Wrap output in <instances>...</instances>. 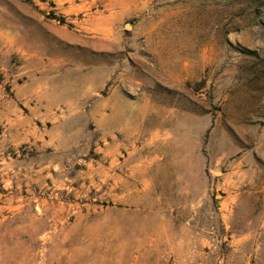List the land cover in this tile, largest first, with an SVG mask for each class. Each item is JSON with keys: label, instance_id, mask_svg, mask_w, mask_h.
Wrapping results in <instances>:
<instances>
[{"label": "rangeland", "instance_id": "1", "mask_svg": "<svg viewBox=\"0 0 264 264\" xmlns=\"http://www.w3.org/2000/svg\"><path fill=\"white\" fill-rule=\"evenodd\" d=\"M0 264H264V0H0Z\"/></svg>", "mask_w": 264, "mask_h": 264}, {"label": "crops", "instance_id": "2", "mask_svg": "<svg viewBox=\"0 0 264 264\" xmlns=\"http://www.w3.org/2000/svg\"><path fill=\"white\" fill-rule=\"evenodd\" d=\"M32 85V84H31ZM34 97H36V99H37V101H38V103L39 104H41V105H47V104H45L44 102V98L46 97V95H44V94H39V92L38 91H36V93H35V96ZM20 98L23 100V99H29V91H21V93H20ZM55 99H57L56 101H55V103H57V102H59V101H61L62 99H63V96H62V93L61 94H58L57 93V95H56V97H55ZM61 99V100H60ZM38 103H36V106H32V108L36 111V109H39V105H38ZM50 106V105H49ZM46 107H48V106H46ZM49 109H51V107L49 108Z\"/></svg>", "mask_w": 264, "mask_h": 264}, {"label": "water", "instance_id": "3", "mask_svg": "<svg viewBox=\"0 0 264 264\" xmlns=\"http://www.w3.org/2000/svg\"><path fill=\"white\" fill-rule=\"evenodd\" d=\"M129 27H131V24H129Z\"/></svg>", "mask_w": 264, "mask_h": 264}]
</instances>
